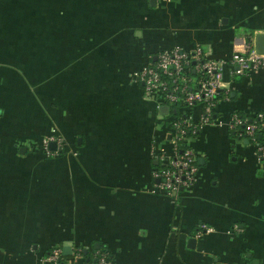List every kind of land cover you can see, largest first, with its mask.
<instances>
[{"label":"crops","instance_id":"crops-1","mask_svg":"<svg viewBox=\"0 0 264 264\" xmlns=\"http://www.w3.org/2000/svg\"><path fill=\"white\" fill-rule=\"evenodd\" d=\"M260 31L264 0H0V264H56L57 244L109 264H264V131L225 123L264 110V68L225 67L228 97L190 139L196 179L172 194L151 149L171 150L175 109L136 75L169 47L228 61Z\"/></svg>","mask_w":264,"mask_h":264},{"label":"built area","instance_id":"built-area-1","mask_svg":"<svg viewBox=\"0 0 264 264\" xmlns=\"http://www.w3.org/2000/svg\"><path fill=\"white\" fill-rule=\"evenodd\" d=\"M226 66H229L232 75L252 73L264 68V52L256 51L253 44L246 45L244 50L234 52L231 59L225 61L207 57L200 46L193 50L169 47L158 51L155 59H149L136 72L143 82L147 98L154 99L157 106L165 104L168 109H175L166 122L171 150L165 146H152L151 149L152 156L159 161L152 170L153 176L158 179L156 185L169 194L189 187L196 179L197 155L190 139L197 135L204 124L216 119L214 109L217 102L228 97L222 87ZM181 107H188L189 112L182 113L179 110ZM196 107L197 113L194 110ZM225 123L238 136L253 137L255 133L264 131V110L251 115L233 111ZM52 141L56 143L55 149L49 147ZM40 147L46 154L57 153L63 147V139L58 135L45 136ZM257 148L259 154L264 156V146L258 144ZM203 228L210 229L202 224L197 235L202 233ZM95 254L98 255L97 262L85 260L81 264L110 263L105 253L95 251ZM71 255L73 259L82 257L80 248L72 249ZM47 260L56 264H71L63 258L62 245L59 244L50 249Z\"/></svg>","mask_w":264,"mask_h":264},{"label":"water","instance_id":"water-1","mask_svg":"<svg viewBox=\"0 0 264 264\" xmlns=\"http://www.w3.org/2000/svg\"><path fill=\"white\" fill-rule=\"evenodd\" d=\"M253 45H254V48H255L256 51L264 52V31H260V32L256 33L254 41H253ZM162 109L167 110L168 106L167 105H163ZM49 146L51 148H54L55 147V143L54 142H50ZM62 251H63V253L70 254L72 249H71L70 245H64L63 248H62ZM78 262H79L78 264L82 263V258L81 257L78 258Z\"/></svg>","mask_w":264,"mask_h":264},{"label":"trees","instance_id":"trees-1","mask_svg":"<svg viewBox=\"0 0 264 264\" xmlns=\"http://www.w3.org/2000/svg\"><path fill=\"white\" fill-rule=\"evenodd\" d=\"M80 251H81V253H82V250H81V249H80ZM95 251H98L99 253H105L106 258H107V259H110V256H109V253L107 252V250L98 247V248L95 249ZM97 254H98V253H97ZM97 254L94 253V255L90 256L87 260H92V261H94V262H97V257H98ZM63 258H64V257H63ZM61 260H63V259H61ZM58 264H60V262H59Z\"/></svg>","mask_w":264,"mask_h":264},{"label":"rangeland","instance_id":"rangeland-1","mask_svg":"<svg viewBox=\"0 0 264 264\" xmlns=\"http://www.w3.org/2000/svg\"><path fill=\"white\" fill-rule=\"evenodd\" d=\"M182 109V108H181ZM182 110H187L186 108L185 109H182Z\"/></svg>","mask_w":264,"mask_h":264}]
</instances>
